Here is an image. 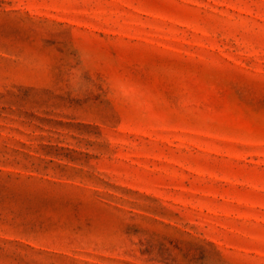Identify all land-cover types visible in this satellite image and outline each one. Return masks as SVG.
<instances>
[{
	"label": "rangeland",
	"instance_id": "1",
	"mask_svg": "<svg viewBox=\"0 0 264 264\" xmlns=\"http://www.w3.org/2000/svg\"><path fill=\"white\" fill-rule=\"evenodd\" d=\"M0 264H264V0H0Z\"/></svg>",
	"mask_w": 264,
	"mask_h": 264
}]
</instances>
